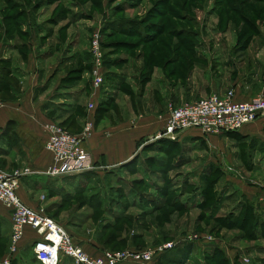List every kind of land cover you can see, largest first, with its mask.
I'll list each match as a JSON object with an SVG mask.
<instances>
[{
    "label": "rangeland",
    "instance_id": "obj_1",
    "mask_svg": "<svg viewBox=\"0 0 264 264\" xmlns=\"http://www.w3.org/2000/svg\"><path fill=\"white\" fill-rule=\"evenodd\" d=\"M7 1L0 0V35H3L7 26L13 27L10 32L17 31L19 7L10 6L7 10L1 11ZM21 1L27 9L33 11L31 14L33 21L30 22L32 25L23 26L28 36L17 34L15 40L4 36L5 39H0V48H4L5 43L20 45V47L25 44L28 46L26 52L30 53L31 47L34 46L30 43L32 38L42 32L37 30L40 24L49 30L39 41L43 47L61 52L64 48L69 49L71 42L75 44L81 40V43L84 42L83 44L88 46L87 49L89 48L90 52L89 42L93 34L99 32L101 46L102 43L106 44L104 48L102 47L104 60L106 58V62L114 61V64L119 65L118 69L124 74L123 76L131 78V81L126 83V87H122V91L117 93L118 101L115 99L112 105L110 104L97 114V123L99 121L114 123L117 120L125 122V118L131 117L130 112L136 113L138 108L142 113L145 112L141 104L147 105V102L141 101L140 97L142 90L145 89L142 76L147 74V69L146 73L143 71L144 74L142 66L151 60L154 84L156 85V80L163 75L167 82L166 89L176 91L180 99H169L167 107L171 102L180 105L203 99L211 93L203 91L204 88L201 87L203 84H211L213 81L216 85H220L219 88L226 87L238 77L243 80L251 73H257L258 66L255 65V61L259 58L264 61V2L252 0H57L54 3L43 4L46 0ZM36 5L40 6L34 10ZM117 6L120 7V13H114ZM6 17L10 20L3 21ZM51 18L54 20L53 24ZM112 19L135 21L136 35L108 38L104 32L106 28L104 25ZM35 24L36 27H34ZM141 25L146 27L143 28ZM144 29L148 34H153L147 41L138 35L140 32L145 35ZM247 39L249 42L245 43ZM118 41L129 42L133 46L127 49L122 45L116 47L111 45L112 42ZM120 59L123 62H120ZM1 65L4 67L3 63ZM76 65V62L73 63L68 70L71 67L76 68ZM9 81L12 84H19V81L13 77L7 80L2 78L0 88L4 89L5 82ZM149 88L151 90L155 86L150 85ZM4 91L0 90L2 92L0 101L16 100V95H7ZM160 96L166 102L167 96ZM150 110L149 108L147 111ZM85 118L70 117L64 129H68L72 134H81L88 119L85 121ZM56 121L52 122L56 123ZM96 126L94 121L92 135ZM262 137L264 138V133ZM209 138L203 149L199 142L185 141L188 148L186 149L185 146L184 152L190 158L185 166H173L177 150L152 153L146 149L143 153L151 161L143 171L136 172L132 167L134 162H128L118 172L112 171L102 175L98 174L97 170H93L87 174L83 173L84 175L77 174L69 177L87 184L81 185L84 189L80 192L79 187H72L68 180H63L60 188L64 189L60 190L58 198L46 199V194L40 198V200L44 198L42 200L44 207H51L50 210L43 208L48 216L69 227L68 230L87 238L92 245L93 242L100 245L102 250L153 251L165 244L178 243L183 238L198 235L202 243H207L209 240L211 243L203 246L198 244L184 246L182 254L180 253L182 257L179 258L177 253H174L173 256L163 258L160 264H226L223 263V258L228 259L229 264H264V226L261 225V223L264 224V142L248 140L239 143V141L224 138L212 143ZM87 141L83 146L93 161V152L87 148ZM191 145L193 148L190 149ZM151 158L162 161V164L154 166L156 162ZM215 160L225 168L223 173H217L215 170L212 173H210L212 170L208 171L210 162ZM16 170L19 169L14 171ZM152 170H154L153 173ZM118 179H122L124 183H132L140 194L155 193L162 197L165 200V206L160 209L149 206L153 209L148 213L139 208L130 209L132 206L124 204L126 211H123L117 202H125L124 197L127 195L124 196V192H129L130 188L124 189L122 194L119 193L114 188L122 182ZM147 179L159 183L162 189L159 188L155 192L152 189L156 188H147L145 185ZM214 182L216 184L208 193L206 206L198 207L194 211L172 205L179 196L189 198L195 192L201 193L203 188L205 192ZM103 185L106 188L102 189ZM231 193L233 198L246 200L250 197L254 200L256 209L252 216L261 218L260 224L256 219L257 226L254 231L255 234L257 233L256 236L252 233L255 221L244 224L243 215L240 217L239 214H233L232 203L226 206L223 196ZM200 196L203 201V195ZM99 199L102 200L101 203ZM218 200L220 202L219 209L216 211L218 215L208 217V214L213 212L214 205L218 204ZM48 203L56 205L48 207ZM229 215L234 216L233 219L236 218L237 222L224 224ZM8 233L6 224L1 223L0 260L8 254L11 234ZM23 250L18 255V260L23 259L21 257L25 253ZM215 252H219L215 258H206V254L212 255ZM29 258L26 256L24 262H31Z\"/></svg>",
    "mask_w": 264,
    "mask_h": 264
},
{
    "label": "crops",
    "instance_id": "obj_2",
    "mask_svg": "<svg viewBox=\"0 0 264 264\" xmlns=\"http://www.w3.org/2000/svg\"><path fill=\"white\" fill-rule=\"evenodd\" d=\"M34 27H36V24ZM37 30L42 32L32 38L33 40L30 43L34 44V46L31 47L32 51L30 53L29 51L28 53L26 52L28 46L25 44L24 46L22 44L21 48L20 45L16 46L11 43H5L4 48H0V77L4 76L6 80L13 77L19 81V84H12L11 81L5 82L4 89H2L3 91L5 90V94L16 95L17 97L16 100L0 101V168L8 173H12L15 169H19L20 171L30 170V173L23 176L20 180L18 195L25 204L34 209L44 207L40 198L45 196V194L47 195L46 199L48 197L58 198L60 190L64 189L60 188L63 180H68L72 184V187H79L78 190L80 192L84 189L82 186H86L87 184V182H79L80 180L69 179V177L74 175L65 178H51L44 175V172H46L52 162V155L46 149L48 136L44 126L55 120H57L56 123H66L72 116H82L96 120L95 112L88 113L87 109L88 103L92 100L90 72L84 71L81 79L76 81L75 84H68L70 79H72L70 75L72 71L80 69L85 65H90L88 46L86 47V44L84 45V42L81 43V40H79L75 44L71 42L69 49L64 48V51L56 52L52 49L49 50L39 44L41 38L44 37V33L49 32L48 28L39 24ZM85 56L89 59L85 58ZM75 62L77 63L76 68L71 67L68 70V67L72 66ZM2 63L4 67H2ZM7 64L8 66H5ZM255 65L258 66L257 73H251L250 76H247L243 80H240L238 77L226 87L219 88L220 85H216L213 81L211 84H203L201 87L202 89L204 88V92H211L210 95L216 93L221 96L227 91L234 89L237 101H248L264 93V61H261L259 58L255 61ZM118 67L112 68L110 72L117 73L119 77L116 78L115 76L112 80V77H110V80L96 93V109L100 102H106L110 98L118 101L119 95L117 93H120V90L117 89V83L123 79L124 75L119 71ZM125 80L126 83H129L131 78L125 77ZM154 81L155 79L152 77V80L146 83L145 89L147 90L145 91L144 89L141 93V101L147 102V105L141 104L142 109L145 110L144 113L138 108L136 113L134 111L130 112L132 115L130 118H125V122L114 120V123L111 121L108 123H101L102 121H99L97 123L96 129L92 137L86 142V145L93 152V164L98 174L101 173L103 175L112 171H121L122 166L128 162H134L132 167H134L136 172L143 171L145 166L151 161L143 153V150L146 149L152 153L168 152L170 149L177 150L178 153L175 154L176 161L173 163V166L180 167L185 166L186 162L190 161V158L184 152L185 141L199 142L200 147L202 149L205 148L208 138L203 136L199 130H187L179 134L176 139H156L155 136L165 127V119L168 113L167 103L170 100H177L179 98L176 91H168L166 89L168 88L167 82L163 75L160 76V79L156 80V85ZM150 85L155 86V88L150 90ZM162 87L163 89L159 90ZM160 95L167 96L166 102L162 100ZM93 98L95 97L93 96ZM197 100L200 99H196L195 101ZM149 108L151 110L148 112ZM87 118H85V121ZM262 133H264V122L258 121L246 125L231 134L210 136V142L216 143L220 139L229 138L239 141V143L241 140L243 142L256 140L262 143L264 142ZM191 148H193L192 145L190 146ZM151 159L156 162L154 166L155 164H162V161L156 158ZM208 167V171L219 168L222 172L225 171V168L219 165L216 160L210 162ZM153 171L151 172L153 173ZM145 185L147 188H156L152 189L154 191L159 188L162 189L159 186L160 184H157L154 180L147 179ZM103 188H106V186L103 185ZM114 188L119 193H123L124 189L130 188L129 192H124V196L127 195V197H124L125 202H117L123 211H126L125 206L129 205L132 206L130 209L139 208L148 213L153 209L149 208V206L155 209L165 206V200L162 197H159L155 193L140 194L133 187L132 183H124L122 180ZM243 193L245 192L243 191ZM193 194L189 198L179 196L178 200L180 202L177 199L175 202L178 201V203L183 204V208L186 210L195 211L203 201L201 200L200 192ZM232 194H225L223 197L224 202L227 203L226 206L232 203L231 210L233 214L236 215L241 211L240 206L244 201H248L256 206L254 200L250 197L242 200L238 197H231ZM99 202L101 203L102 200L99 199ZM47 205L48 207L49 205L53 207L56 204L48 203ZM50 208L46 209L50 210ZM52 219L58 223L57 220ZM1 223L6 224L8 232L11 233V211L0 202V227ZM58 224L62 225L76 243L81 245L90 255L94 257L102 255L104 250L101 249L100 245L94 242L92 245L91 241L87 238L80 236L72 230H68L69 227H65L61 223ZM37 240H39L38 234L27 227L23 239L24 250L22 249L25 253L21 256L23 259L21 258L17 264H41L30 255L33 245ZM24 256L30 257L29 260L31 262H24ZM59 264H75V262L71 258L64 257Z\"/></svg>",
    "mask_w": 264,
    "mask_h": 264
},
{
    "label": "built area",
    "instance_id": "obj_3",
    "mask_svg": "<svg viewBox=\"0 0 264 264\" xmlns=\"http://www.w3.org/2000/svg\"><path fill=\"white\" fill-rule=\"evenodd\" d=\"M90 54L92 100L87 106L88 113L96 110V93L101 90L105 78L104 53L99 32L94 33L91 38ZM167 110L165 127L156 139H176L179 134L187 130H199L206 137L222 135L264 121V93L248 101H237L235 90L231 89L223 96L214 93L207 98L180 105L171 102ZM44 129L48 136L46 149L52 155V162L44 175L60 178L95 169L89 152L83 146L92 136L94 129L92 119H87L84 130L79 135L70 133L55 122L47 123ZM29 173V169L16 170L12 173L0 169V202L11 211L9 250L7 256L0 260V264H13L17 259L23 249L27 227L39 236L32 250L36 260L41 264H59L64 257L73 259L75 264H151L165 252L178 246L203 242L198 235L189 236L178 243L165 244L153 251L104 250L102 255L94 257L76 243L62 225L50 218L43 207L31 208L20 199L18 195L20 180ZM210 243L211 240L206 244Z\"/></svg>",
    "mask_w": 264,
    "mask_h": 264
},
{
    "label": "trees",
    "instance_id": "obj_4",
    "mask_svg": "<svg viewBox=\"0 0 264 264\" xmlns=\"http://www.w3.org/2000/svg\"><path fill=\"white\" fill-rule=\"evenodd\" d=\"M57 0H46V1H43L42 3L43 4H45V3H47V4H50V3H54V2H56ZM252 1H254V2H264V0H252ZM23 4V5H22ZM40 5H41V3H40ZM39 5V6H40ZM14 7V8H18L19 7V12H18V14H17V16H18V19H17V25H16V27H17V31H15V32H10L11 30H12V28L13 27H10V28H8V26L6 27V29H4V33H3V35L1 34L0 35V39H5L6 37H4V36H7V38H12V39H14V38H16L17 36V34H19V35H22V36H28V32L27 31H24L23 30V26L24 25H26V24H28L29 26L31 25V23L30 22H32L33 21V16H31V14H32V10L31 9H27L25 6H24V3H22V1L21 0H8L7 1V3H5V6L3 7V10H1V11H4L5 9L7 10L9 7ZM24 6V7H23ZM39 6H37L36 5V7H35V9L34 10H37L38 8H39ZM117 12H119L120 13V7L119 6H117L116 7V9H115V11H114V13H117ZM92 17V16H91ZM20 19H22V20H20ZM10 20V18H3V21H9ZM28 20V23H26V21ZM51 20H52V24L54 23L53 21V19L51 18ZM4 25H5V22H4ZM106 28L104 29V32H105V35H108V38L110 37V36H115V37H117V36H122V35H129V36H134V35H136V33L137 32H135V29H134V27L135 26H137V23L135 22V21H128V20H126V21H123V20H118V19H112V20H108L107 21V23L104 25ZM143 28H145L146 26H143V25H141ZM5 27V26H4ZM152 27V26H151ZM252 27V26H251ZM253 27H254V25H253ZM144 31H145V35H142V33L140 32L138 35H140V36H142V39L143 40H149L150 38H152V35L153 34H148L147 32H146V29H144ZM0 33H1V31H0ZM4 37V38H3ZM239 39V38H238ZM239 41H240V39H239ZM244 41V40H243ZM249 42V40L247 39V40H245V43H248ZM106 44L104 43H102V47L104 48V46H105ZM111 45H113V46H118V45H122L124 48H129V47H131V46H133V44H131V43H129V42H123V41H118V42H112L111 43ZM89 57H90V65H89V67H85V66H83L82 68H80V69H76V70H74V71H72L71 73H70V75L72 76V79H70V82H69V84H71V82H73L72 84H75L76 83V81H78L79 79H81V76H82V74L84 73V71H89V72H91V69H92V58H91V54L89 53ZM120 62H123V60L122 59H120ZM104 66H105V78H104V85H105V83L108 81V80H110V77H112L111 78V80L116 76V78H118L119 76H118V74L117 73H114V72H110L111 71V69L112 68H115V67H118L119 65L118 64H114V61H112V62H106V58H105V60H104ZM153 66V61L151 60L150 62H148V64L146 63L145 65H143L142 66V72L143 71H145V73H146V69H147V74H145L144 72V74L145 75H143L142 77H143V80H142V83H144L143 85V87H145V84L147 83V82H149L150 80H151V77H152V75H153V72H152V67ZM149 68H151V69H149ZM165 71V70H164ZM141 72V73H142ZM152 72V73H151ZM2 78H4V76H1ZM1 77H0V80H1ZM145 79V80H144ZM103 85V86H104ZM126 85V80H125V77L123 76V79H121V81H119L118 83H117V89L118 90H121L122 91V87L124 88V87H126L125 86ZM102 86V87H103ZM144 89V88H143ZM0 90H2L1 88H0ZM113 102H114V99H108L106 102L105 101H103L102 103L100 102V104L98 105V108L94 111L95 112V117L97 116V114L99 113V112H101V111H103L104 109H106L110 104L112 105L113 104ZM94 117V118H95ZM93 121H95V123L97 124V122H98V119L96 118V120L95 119H93ZM264 122V121H263ZM67 123V122H66ZM66 123H62V124H59L60 126H62L63 128H65L64 127V125H66ZM73 123H71V125H72ZM66 130H68V129H66ZM231 133H234V132H226V133H224L223 135H225V134H231ZM204 136V135H203ZM206 138H209V137H206ZM241 142L243 143V140H241ZM131 163V162H130ZM251 166V165H250ZM94 170H96V169H94ZM93 171V170H92ZM214 170H212L210 173H212ZM215 171H217V173H223L222 171H221V169L219 168V169H216ZM89 172H91V171H87V173H89ZM87 173H85L84 172V174H87ZM80 174H83V173H80ZM83 174V175H84ZM74 175H77V174H74ZM67 176H71V175H67ZM67 176H64V178L65 177H67ZM60 178H63V177H60ZM217 180V179H216ZM217 182H218V180H217ZM216 184V182H214V184H211V185H209V187H208V190H205V192H204V188H203V190H201V195H203V202L200 204V206L199 207H204V206H206V202H207V200H208V193H210V191H212L213 190V188H214V185ZM201 189V188H200ZM163 191V190H162ZM232 197V196H231ZM177 200H178V198H177ZM179 202H180V200H178ZM178 201L177 202H173V204L172 205H176V206H182V207H184V205L183 204H180V203H178ZM220 201H221V199H220ZM219 200H218V204H215L214 205V207L212 208L213 209V212L208 216V217H214V215H218L217 214V210L219 209ZM164 206H162L161 208H163ZM160 209V208H159ZM240 209H241V211L238 213L239 214V216L241 217L242 215H243V219H244V221H245V223L244 224H248L249 223V221H255V225H253V228L252 229H254V230H252L253 232L252 233H254V231H256L255 230V228H256V215L255 216H252V215H254L255 213H254V211H255V209H256V206H254L252 203H250V202H248V201H244L242 204H241V206H240ZM47 213V212H46ZM249 213V214H248ZM235 215V214H234ZM233 217L234 216H230L229 215V217L228 218H226V220L224 221V224H234V223H236L237 222V219L236 218H234L233 219ZM232 219V220H231ZM260 220H261V218H258L257 219V222L260 224ZM230 222V223H229ZM261 225L262 226H264V224H262L261 223ZM257 234V233H256ZM256 234L254 233V236H256ZM253 235V234H252ZM192 244H198L199 246H203V245H207L206 243H186V244H184V245H181V246H178V247H176V248H174L173 250H170V251H167V252H165L157 261H156V263L158 264H160L161 262H162V259L163 258H165L166 256H173V254L174 253H177V255H178V257L180 258V257H182L181 256V254H182V250H183V248H184V246H187V247H189V246H192ZM189 245V246H188ZM220 252V251H219ZM219 252H215L214 254H206V258H208V259H211V258H215L217 255H218V253ZM181 253V254H180ZM30 255L31 256H33L34 258H35V255H34V253H33V250H32V252H30ZM175 255V254H174ZM221 256V255H220ZM36 259V258H35ZM19 260L18 259H16L14 262H13V264H17V262H18ZM37 261V260H36ZM223 263H226V264H229V260L227 259L226 260V258H223Z\"/></svg>",
    "mask_w": 264,
    "mask_h": 264
}]
</instances>
